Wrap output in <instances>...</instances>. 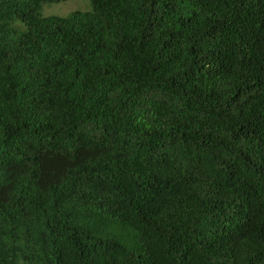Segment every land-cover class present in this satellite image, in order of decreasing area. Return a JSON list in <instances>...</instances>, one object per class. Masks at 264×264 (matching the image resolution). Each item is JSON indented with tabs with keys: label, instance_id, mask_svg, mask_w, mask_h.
<instances>
[{
	"label": "trees",
	"instance_id": "16d2710c",
	"mask_svg": "<svg viewBox=\"0 0 264 264\" xmlns=\"http://www.w3.org/2000/svg\"><path fill=\"white\" fill-rule=\"evenodd\" d=\"M0 0V264H264V0Z\"/></svg>",
	"mask_w": 264,
	"mask_h": 264
},
{
	"label": "rangeland",
	"instance_id": "374dc122",
	"mask_svg": "<svg viewBox=\"0 0 264 264\" xmlns=\"http://www.w3.org/2000/svg\"><path fill=\"white\" fill-rule=\"evenodd\" d=\"M91 6L89 0H71L61 4L47 5L44 7L45 16L65 17L75 11H90Z\"/></svg>",
	"mask_w": 264,
	"mask_h": 264
}]
</instances>
